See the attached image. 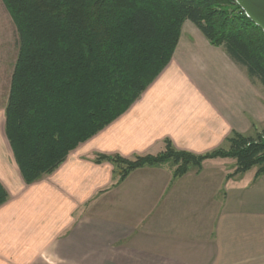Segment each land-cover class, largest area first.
Listing matches in <instances>:
<instances>
[{"label":"crops","instance_id":"obj_1","mask_svg":"<svg viewBox=\"0 0 264 264\" xmlns=\"http://www.w3.org/2000/svg\"><path fill=\"white\" fill-rule=\"evenodd\" d=\"M187 21L158 77L51 174L27 184L2 137L0 264H264V174L230 178L221 164L232 160L217 157L180 177L165 163L118 183L112 162L94 161L156 154L167 138L205 153L254 128L259 109L242 94L259 104L260 80ZM250 83L257 89L243 91Z\"/></svg>","mask_w":264,"mask_h":264},{"label":"trees","instance_id":"obj_2","mask_svg":"<svg viewBox=\"0 0 264 264\" xmlns=\"http://www.w3.org/2000/svg\"><path fill=\"white\" fill-rule=\"evenodd\" d=\"M19 35L5 107V134L27 184L54 172L82 143L122 115L171 61L192 21L264 85V30L236 0H2ZM227 146L205 153L164 149L112 162L118 183L135 169L171 163L174 177L211 158L235 159L229 177L264 174V128L233 130ZM9 193L0 181V205Z\"/></svg>","mask_w":264,"mask_h":264},{"label":"rangeland","instance_id":"obj_3","mask_svg":"<svg viewBox=\"0 0 264 264\" xmlns=\"http://www.w3.org/2000/svg\"><path fill=\"white\" fill-rule=\"evenodd\" d=\"M187 22L191 23L195 26V24L188 20ZM187 30L185 27L184 32ZM185 37V33L183 34ZM19 51V35L15 26L14 21L12 20L9 12L7 11L4 3L0 0V141H4L2 139L6 138L4 128H5V107L8 101L10 87H11V78L13 74V70L15 67V63L17 60ZM253 83H250V87L244 84L245 90L243 91H250L252 89ZM248 87V88H246ZM251 88V89H249ZM262 92L259 98V104H257L258 96L255 93L253 96L252 92H244L242 96L249 97L247 100L248 103L255 102L256 112L259 114L255 117V126L254 128L250 129L248 134H255L257 131H261L264 128V85L261 83ZM241 95V94H239ZM254 99V100H253ZM239 104H241L242 97L239 99ZM257 115V114H256ZM229 163H222L221 166L230 168V172H233V167H235V160L233 158H229ZM257 170V166L252 167L247 172L241 174L243 180H250V178L254 177ZM235 178V177H232ZM237 178V177H236Z\"/></svg>","mask_w":264,"mask_h":264},{"label":"water","instance_id":"obj_4","mask_svg":"<svg viewBox=\"0 0 264 264\" xmlns=\"http://www.w3.org/2000/svg\"><path fill=\"white\" fill-rule=\"evenodd\" d=\"M246 14L264 30V0H236Z\"/></svg>","mask_w":264,"mask_h":264}]
</instances>
